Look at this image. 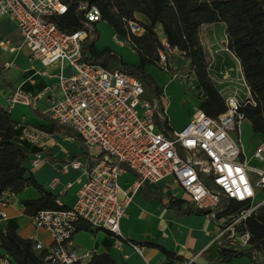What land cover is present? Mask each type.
Wrapping results in <instances>:
<instances>
[{"label":"built area","instance_id":"1","mask_svg":"<svg viewBox=\"0 0 264 264\" xmlns=\"http://www.w3.org/2000/svg\"><path fill=\"white\" fill-rule=\"evenodd\" d=\"M78 9L83 10L87 22L100 21L96 7L80 3ZM66 11L67 4L61 0H0V18L9 17L15 22L30 60L39 61L45 68L54 63L71 67L69 75L59 71L56 83L44 90L57 89L60 93L50 101L48 118L71 129L92 159L83 163L70 161L64 166L85 171L73 206L43 209L31 216L32 225L45 230L51 239L46 248L39 241L34 243V250L43 253V262L86 264L91 252H78L72 241L78 222L119 236V222L134 194L144 186L168 180L194 208L207 211L215 225L212 242L219 246H248L251 234L243 226L246 219L264 207V199H256L257 192L264 191V169L247 165L238 141L239 126L245 120L239 111L243 100L224 98L225 111L215 119L194 106L180 131L161 129L155 122V115L164 120L163 111H158V99L146 100L136 77L83 60L85 29L65 33L54 21ZM124 25L127 34L123 42L132 47L131 36H141L143 26L132 19H125ZM0 47L14 50L6 40H0ZM168 50L179 52L175 48ZM158 53V66L169 71L164 53ZM38 97L16 89L8 102L32 105ZM43 134L40 130H26L24 137L37 144ZM252 156L264 163V140L258 142ZM42 162L36 153L31 167L37 168ZM125 171L134 173L135 179L122 188L118 178ZM4 194L2 206L6 204ZM233 201L242 207L235 208ZM0 217L4 218L5 213L0 211ZM0 264L13 262L0 252Z\"/></svg>","mask_w":264,"mask_h":264},{"label":"crops","instance_id":"2","mask_svg":"<svg viewBox=\"0 0 264 264\" xmlns=\"http://www.w3.org/2000/svg\"><path fill=\"white\" fill-rule=\"evenodd\" d=\"M136 18L143 20L139 15H136ZM207 35L209 36L207 33L205 38L201 39L210 55L213 54V61L209 66L213 67L214 72L219 70L218 76L212 73V70L210 75L212 80L216 82L215 78L219 77L220 79L217 80L220 82L230 81L227 66H231L232 69L236 66L238 80L246 93L242 99H238L235 92L233 94L229 92L227 96L245 100L249 97V91L242 78L237 59L223 44L216 50ZM0 40L8 41L14 48L13 51H9L0 47V105L9 112L10 118L17 124L13 141L28 152L27 167L33 176H37L40 186L56 196L58 204L66 208L71 207L76 200L79 181L85 178V171L83 168L73 169L69 166L64 169V166L74 160L81 163L92 160L84 144L71 129L56 123L52 127L53 131L44 132L45 135L41 136L37 144L29 142L24 137L26 130L36 131L41 126L52 124L48 118L50 101L53 97H59L60 93L57 89L49 92L44 90L56 83L55 75L59 71L67 75L71 73V67L67 63L62 65L54 63L45 68L39 61L30 60L29 51L22 42L20 32L15 22L9 17L0 18ZM170 64L173 72L164 71L156 66L164 74L154 67L145 66L144 69L155 78L162 91L160 98L163 118L168 125L167 131L173 132L180 131L187 124L199 100L193 97H196L198 80L191 69L190 61L179 52H172ZM176 81H180L187 91L183 92L179 86L178 92L175 91ZM16 89H20L27 95L39 97L32 105L21 103L10 105L8 98ZM190 91H194L193 96ZM219 93L226 98L220 91ZM185 99L193 104L192 107H188ZM245 120L239 126L238 141L244 151L247 165L251 168L264 169V163L258 162L252 156L254 148L261 139L253 133L248 121L244 130L242 129ZM241 129L243 135L240 142ZM250 136L258 138L252 142L249 139ZM36 153L41 155L43 162L33 169L31 159ZM134 179V173L125 171L119 176L118 182L122 188H126ZM174 195L175 198L187 201L181 190L173 185L171 180L140 188L125 207L124 216L119 222L121 233L119 236L92 227L79 229L72 236L74 248L80 253L91 252V255L106 253L114 264H249L245 258L239 260L233 258L226 263H216V259L221 254V246L212 242L215 233L213 221L207 214L180 215L171 211L166 207V202ZM3 197L6 204L2 206L0 202V211L5 213V217H0V230L3 232L6 226L11 224L21 238L39 241L45 248L48 247L51 243L48 233L32 225V215L25 213L21 203L26 199L38 198L37 189L28 186L17 194L5 192ZM256 199H264V191H258ZM158 246L170 254L163 253Z\"/></svg>","mask_w":264,"mask_h":264},{"label":"trees","instance_id":"3","mask_svg":"<svg viewBox=\"0 0 264 264\" xmlns=\"http://www.w3.org/2000/svg\"><path fill=\"white\" fill-rule=\"evenodd\" d=\"M67 4L65 14L57 16V27L72 33L85 29L87 35L82 42V58L89 63L107 66L112 55L109 49L97 51L94 43L97 38L96 22H87L78 4L94 6L100 12V20L106 22L116 36L125 39V19L140 21L144 33L139 37L131 36V41L139 57L137 65L118 63L117 69L136 77L144 89L143 97L158 99V111H163L162 91L145 72L146 65L159 63V51L163 52L168 70L173 72L169 49H177L190 66L198 80L195 95L199 108L210 118H217L225 111L224 98L213 86L207 72L206 55L199 39V28L206 24L221 23L224 26L225 47L237 59L242 78L249 91V97L242 101L239 111L249 122L254 134L264 140V0H61ZM161 33V36L158 32ZM146 99L151 101L152 99ZM253 101L254 104L248 102ZM155 122L163 130H168L165 120L155 115ZM55 122L41 126L39 130L51 133ZM16 123L9 112L0 105V199L4 192L17 194L25 187L33 186L39 192L36 199H26L21 203L27 215L43 209L65 208L58 204L57 197L36 183L27 167L29 154L13 141ZM56 125V124H55ZM78 138V136L76 135ZM235 208L241 203L232 202ZM166 207L177 214L194 213L206 215L207 211L197 209L187 201L169 197ZM82 223V224H81ZM85 222H78L76 230L90 229ZM243 229L250 232L248 246H221V254L216 262H228L233 258L246 256L252 264H264V208L246 219ZM34 240L17 235L13 225L8 224L0 230V249L7 254L13 264H47L43 253L34 250ZM158 248L170 254L164 248ZM261 256V258H260ZM86 264H114L106 253L92 254Z\"/></svg>","mask_w":264,"mask_h":264},{"label":"rangeland","instance_id":"4","mask_svg":"<svg viewBox=\"0 0 264 264\" xmlns=\"http://www.w3.org/2000/svg\"><path fill=\"white\" fill-rule=\"evenodd\" d=\"M138 19V18H137ZM140 21H143L142 19H138V22L141 23ZM95 32H96V40H95V43H94V46H95V49L97 51H104L106 49H109L112 57L110 56L108 58V61H107V66L105 67L106 70L108 71H113L115 69H117V65L118 63H124V64H130V65H137L138 62H139V57L137 55V53L135 51L132 50V47L127 45L124 40V38L120 37V36H116L115 33L113 32L112 28L104 21H99L96 23L95 25ZM158 32L161 36V33L158 29ZM87 33V32H86ZM209 34V39L211 41V44L215 46V49H219L222 44L223 46L225 47V36H224V26H222L220 23L218 24H211V25H202L200 28H199V39H200V42L202 41V39L205 38L206 34ZM202 38V39H201ZM122 42V43H120ZM201 45L203 47V50L205 52V55H206V61H207V72H208V76L210 78V81L211 83L213 84V86L222 93V95H224L225 97H228L227 96V93L230 92V94H233V92H235V95L238 99H242L244 96H245V93H246V90L245 88L241 85V83L239 82L238 80V68L236 66L232 67L230 66H227V71L229 72V78L230 81L228 82H220L218 81L217 79H220L219 77L215 78L216 79V82H214L211 78V72L213 70L212 73H215L217 75L218 71L219 70H216V72H214V69L212 66H209L210 63L213 61V54L209 53V51L206 49V45L203 43V41L201 42ZM226 48V47H225ZM227 49V48H226ZM234 59L232 58V61ZM235 65V64H234ZM148 67H154L156 68L160 73L164 74L162 71H160L156 65H146ZM145 72L153 79L154 83L157 85L158 87V83L155 81V78H153V76L147 72L145 70ZM70 74V73H69ZM67 74V75H69ZM218 76V75H217ZM233 79V81H232ZM176 89L175 91L178 92L179 88L178 86L180 87V89H182V91L186 92L187 89L183 86V84L180 82V81H176ZM189 92V91H188ZM187 94V93H186ZM190 94L194 95V91H190ZM192 95V96H193ZM169 97V101H170V96ZM194 99L196 100L197 98L195 96H193ZM146 99H150L151 97L147 98V96L145 97ZM152 99V98H151ZM185 101L188 102V100L185 99ZM196 103V102H195ZM188 107H192V103L188 102ZM199 104V102H198ZM198 104L196 106H198ZM247 120H245L243 122V127L242 129L244 130V126L247 124L246 123ZM241 129L240 131V142L242 140V135H243V130ZM250 136V141H254L256 138H258L257 136ZM252 176V175H251ZM253 178H255L254 176H252ZM176 192V191H174ZM0 252H1V249H0ZM241 258H245L249 264H252L250 259L246 256H241V257H237V258H234L236 260H239ZM218 263V262H216ZM221 263H226V262H221Z\"/></svg>","mask_w":264,"mask_h":264},{"label":"water","instance_id":"5","mask_svg":"<svg viewBox=\"0 0 264 264\" xmlns=\"http://www.w3.org/2000/svg\"><path fill=\"white\" fill-rule=\"evenodd\" d=\"M34 178H35L36 182L40 185V182H39V180H38L36 175H34Z\"/></svg>","mask_w":264,"mask_h":264}]
</instances>
